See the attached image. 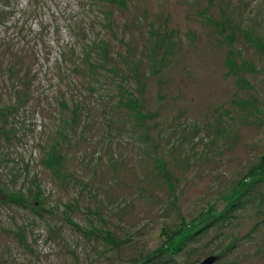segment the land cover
I'll return each instance as SVG.
<instances>
[{
  "label": "rangeland",
  "instance_id": "374dc122",
  "mask_svg": "<svg viewBox=\"0 0 264 264\" xmlns=\"http://www.w3.org/2000/svg\"><path fill=\"white\" fill-rule=\"evenodd\" d=\"M260 164L263 0H0V264H264Z\"/></svg>",
  "mask_w": 264,
  "mask_h": 264
},
{
  "label": "trees",
  "instance_id": "16d2710c",
  "mask_svg": "<svg viewBox=\"0 0 264 264\" xmlns=\"http://www.w3.org/2000/svg\"><path fill=\"white\" fill-rule=\"evenodd\" d=\"M264 1V0H263ZM236 17H240V16H236ZM242 22H244V21H242ZM242 25H243V30H244V32H246L247 31V34L249 35V36H251L252 35V31H248V30H246V24L245 23H242ZM219 31V33H220V30H218ZM246 37H247V35H246ZM249 38V37H248ZM243 39L245 40V38L243 37ZM235 50L237 49V47L235 46V48H234ZM230 51V50H229ZM242 55V54H241ZM236 56H237V54H236ZM240 58H241V56H240ZM229 59V58H228ZM255 172H256V175H255V177L257 178L258 177V180L260 179V178H262V175L264 174V164L262 165V164H260L259 165V167H258V169L257 170H255ZM243 184V183H242ZM243 190V189H242ZM242 190H240V191H242ZM181 232H179V234L176 236V237H180V236H184V235H189V228L187 227V226H184V225H182L181 226ZM177 239V238H176Z\"/></svg>",
  "mask_w": 264,
  "mask_h": 264
},
{
  "label": "water",
  "instance_id": "95a60500",
  "mask_svg": "<svg viewBox=\"0 0 264 264\" xmlns=\"http://www.w3.org/2000/svg\"><path fill=\"white\" fill-rule=\"evenodd\" d=\"M215 257L210 256L205 258L203 261H201L199 264H213V262L215 261Z\"/></svg>",
  "mask_w": 264,
  "mask_h": 264
}]
</instances>
